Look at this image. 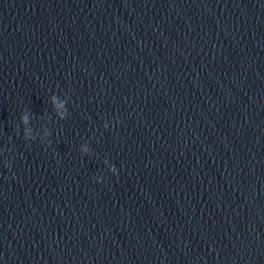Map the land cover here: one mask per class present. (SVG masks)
Returning a JSON list of instances; mask_svg holds the SVG:
<instances>
[{
	"label": "water",
	"instance_id": "95a60500",
	"mask_svg": "<svg viewBox=\"0 0 264 264\" xmlns=\"http://www.w3.org/2000/svg\"><path fill=\"white\" fill-rule=\"evenodd\" d=\"M0 264H264V0H0Z\"/></svg>",
	"mask_w": 264,
	"mask_h": 264
},
{
	"label": "clouds",
	"instance_id": "9594fccd",
	"mask_svg": "<svg viewBox=\"0 0 264 264\" xmlns=\"http://www.w3.org/2000/svg\"><path fill=\"white\" fill-rule=\"evenodd\" d=\"M6 167H9L8 165H6ZM110 172L115 175L116 174V170L115 169H110ZM101 181L99 179H97V183H100Z\"/></svg>",
	"mask_w": 264,
	"mask_h": 264
}]
</instances>
